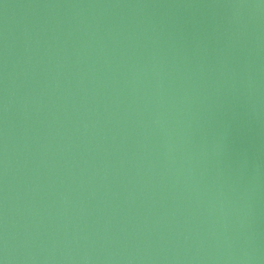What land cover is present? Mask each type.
<instances>
[{"label": "water", "instance_id": "95a60500", "mask_svg": "<svg viewBox=\"0 0 264 264\" xmlns=\"http://www.w3.org/2000/svg\"><path fill=\"white\" fill-rule=\"evenodd\" d=\"M3 264H264V0H0Z\"/></svg>", "mask_w": 264, "mask_h": 264}, {"label": "snow or ice", "instance_id": "6c2138e0", "mask_svg": "<svg viewBox=\"0 0 264 264\" xmlns=\"http://www.w3.org/2000/svg\"><path fill=\"white\" fill-rule=\"evenodd\" d=\"M0 264H3V261H0Z\"/></svg>", "mask_w": 264, "mask_h": 264}]
</instances>
